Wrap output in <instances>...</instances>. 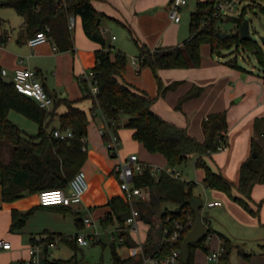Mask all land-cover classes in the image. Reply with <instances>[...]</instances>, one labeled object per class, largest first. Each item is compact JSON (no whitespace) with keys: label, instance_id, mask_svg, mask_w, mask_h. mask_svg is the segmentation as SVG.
<instances>
[{"label":"trees","instance_id":"obj_1","mask_svg":"<svg viewBox=\"0 0 264 264\" xmlns=\"http://www.w3.org/2000/svg\"><path fill=\"white\" fill-rule=\"evenodd\" d=\"M218 0H198L196 10L191 14L190 36L179 46L159 47L152 50L147 44H141L134 31L125 25L139 49L137 57L140 67H149L157 78L159 96L176 89L181 81L164 86L158 76L163 69L198 68L202 64V47L210 45L212 53L224 57L226 51L239 52L240 49L253 53L259 64L264 66V49L255 39L246 40L242 37L241 26L247 20L245 8L238 16H223L217 11ZM0 8H13L26 20L23 35L27 40L44 32L52 38L61 51L73 50L74 36L70 25V18L80 16L84 32L89 39L101 45L96 52V65L92 68L94 79L98 85V92L94 95L87 79L81 83L85 91V98L93 100V108L100 109L111 130L118 135L124 117L127 118L124 127L133 131V139L143 145L152 154L163 155L168 166L180 168L186 165L190 158L198 156L196 166L205 170L204 184L208 188L225 192L230 198L238 202L251 215L260 217L264 199L255 202L252 191L257 183H264V146L253 139L252 155L240 169L238 184L228 180L220 171L214 170L207 158L228 145L227 132L229 130L228 112L209 114L202 123L204 140L192 136L188 129L165 120L153 110L158 99L148 92L136 87L124 79L128 70V57L120 50H113L106 42L102 31V20L106 16L98 11L93 0H0ZM232 24L231 31L223 29V25ZM226 35V36H224ZM5 39V36H4ZM233 69L244 70L239 64L238 57L226 62ZM204 88L194 85L176 106L182 110L184 103L202 95ZM54 106L50 112L41 108L32 98L20 93L13 82L4 80L0 68V185L3 187V200L12 202L20 197V193L28 190L30 194L40 193L43 190L66 188L69 182L82 169L87 161L88 152L84 149V138L88 136L90 123L88 114L82 110L76 101L54 98ZM65 105L67 111L59 114L57 109ZM16 111L38 124V133L30 135L9 119V113ZM58 119L59 129L49 131V127ZM260 119L256 122L258 135L263 136ZM72 130L71 139H59L53 135L55 130ZM120 138V137H119ZM108 141V135L104 136ZM5 143L13 146L9 159H4ZM116 156V154H112ZM135 185L141 188L158 189L161 205L165 201L183 203L195 196V182L177 179L166 172H161L157 178L146 166L142 175H136ZM235 190L239 193L236 195ZM140 211L139 220L144 219L150 225L148 236L143 243L145 255L165 256L172 252L173 246L164 242V229L173 231V221L182 224V238L179 246L188 232L193 228L196 216L189 205H186L178 214H166L162 217L158 212L146 214L151 202L135 203ZM111 211L102 218L104 226L119 223L118 236L123 241L113 242L112 264H144V257H123L118 252L119 247H134L138 243L131 236L126 222L131 214V204L123 197H114L108 205ZM56 207L70 208L69 206H41L54 209ZM32 208L22 212L13 211L11 231L21 230L28 219L37 211ZM67 210V209H66ZM145 210V212H144ZM169 218V220H168ZM208 225V219L203 217ZM212 233H217L222 239L221 264H228L230 254L234 248L233 242L225 234L209 228V235L202 242L191 245V256L188 262L180 264H199L195 261V252L201 248L210 254L207 240ZM47 239L53 240L50 236ZM76 251L78 243L69 240L68 236L61 237ZM250 259V255H244ZM44 264H88L77 258V253L70 259H45Z\"/></svg>","mask_w":264,"mask_h":264},{"label":"crops","instance_id":"obj_2","mask_svg":"<svg viewBox=\"0 0 264 264\" xmlns=\"http://www.w3.org/2000/svg\"><path fill=\"white\" fill-rule=\"evenodd\" d=\"M170 1L93 0V4L106 16L102 20V31L108 45L115 51L124 52L127 56L131 54L124 79L151 96H158L153 105V110L157 114L169 122L187 128L192 136L202 141L205 137L203 120L212 113L228 112L227 149L214 153L212 158H207V161L214 170L220 171L228 180L238 184L241 166L252 155L253 139L259 140L264 146V135L260 136L256 131V122L262 119L260 126L261 131L264 132V74L249 70L244 66H242L244 70L233 69L223 59L218 60L212 56L210 45L211 54L209 55V50L204 45L200 67L158 71V76L162 79L164 86L181 81L176 89L168 91L164 96H159V85L152 70L148 67H140L137 70L133 65V61L138 60L139 49L125 25L134 31L141 44H147L152 50L159 47L182 45L189 38L186 37L188 26L183 25V18L179 23L170 19L168 12ZM75 20V27L72 28L75 45L73 50H59L50 37L46 43L32 48L28 45V40L22 36L26 27L25 18L13 8H0V68L7 70V77L12 79L19 70H37L46 89L54 94V98L76 101L77 105L88 114L90 120L86 141L88 158L82 167L87 173L90 184L89 190L80 202L75 203L69 209L41 208L39 193L30 194L28 190H24L23 192L27 193L20 195L17 200L5 202L2 194L3 187L0 185V241L11 244V249L0 247V264H12L29 259L30 248L35 243V238L53 236L61 239L65 236L83 235L82 233L74 235L68 233L66 226L69 222V213L78 217L76 224L79 228L88 227L83 223V219L87 217L95 222L92 226L95 227L96 220H102L111 211V208L107 206L110 200L114 197H123L114 168L130 155L137 154L142 163L152 168L163 170L169 167L163 155L148 152L141 143L133 139V131L126 127L119 129L121 144L116 156L111 154L101 134V130L107 125V120L100 109L92 110L93 100L85 98L81 83L83 78L87 79V75L96 65V52L101 45L87 37L80 16H76ZM116 31H124L133 46L127 40L119 39L114 33ZM194 85L204 88L202 95L184 103L182 110H176L179 99ZM66 111L65 105L57 109L59 114ZM11 113L12 111L9 113L10 120ZM126 121L127 118L124 117L121 121L123 126ZM59 126V120L54 119L49 131L59 129ZM20 128L30 135L38 133V129L31 133ZM197 158L198 156H193L196 169L194 180L184 179L182 167L177 170L181 173L182 180L197 184L194 191L195 196L203 199L204 208L221 209L223 212L220 219L226 218L224 226L217 227L218 230L213 229L211 221L208 220V227L225 234L228 238L226 232L231 234L229 230L233 226L241 227L243 233L262 234L260 227L264 226V204L258 218L228 198L224 192L208 188L204 184L205 170L196 166ZM160 174L159 171L155 176L159 178ZM65 189L70 192L69 185ZM147 189L146 194L151 205L146 210V214L160 212L161 202L158 197L160 191ZM234 193L239 194L236 190ZM252 198L255 202L264 199V183H257L254 186ZM212 202H219V204L210 207L208 204ZM32 208L38 209L28 219L26 225L21 230L12 232L13 211L25 212ZM203 217H205L204 213ZM114 227L112 240L117 242L114 238L118 235L119 223H114ZM149 229L148 223L139 220L138 231H131V236L138 244H142L147 239ZM95 232L98 233L95 242H99L100 232L97 229L90 235ZM216 235L219 237V246L213 249V252L222 247V239L217 233ZM123 249L127 250L126 254L123 255L118 251L119 254L129 257V247H123ZM53 250L44 251L41 254L42 261L45 259L54 261L56 255ZM196 254L195 252V261H197Z\"/></svg>","mask_w":264,"mask_h":264},{"label":"built area","instance_id":"obj_3","mask_svg":"<svg viewBox=\"0 0 264 264\" xmlns=\"http://www.w3.org/2000/svg\"><path fill=\"white\" fill-rule=\"evenodd\" d=\"M246 0H218L217 1V11L223 16H233L236 15L235 12L240 8V6ZM192 0H171L168 12L169 17L174 22L179 23L183 18L184 9L191 4ZM76 20L75 17L70 18L71 27H75ZM49 37L46 33L41 32L36 36L30 38L27 43L30 47L35 48L43 43L48 41ZM134 67L138 70L140 64L138 60L133 61ZM2 74L7 76V70L3 69ZM87 80L90 85L91 91L94 95L97 94L99 88L97 82L94 79V73L91 71L87 75ZM12 82L15 85V88L22 94L34 99L41 108L45 109L47 112H50L54 106V97L50 95L46 89L40 74L37 70L34 69H25L19 70L12 77ZM101 134L104 137L105 135L109 136L107 146L111 154H116L120 148V138L116 135L111 128L109 127V122L107 121L106 127L101 130ZM53 135L56 138L65 140L73 138L74 134L72 130L68 129L65 131L55 130ZM87 138H84L86 143ZM84 149L87 150V146H84ZM227 146L221 148V150H226ZM144 163L141 162L137 154L130 155L124 162L117 164L114 168V174L117 177L120 188L123 192V198L125 201L131 204V214L127 218V228L130 231H138L140 211L133 205L135 201L139 199H145L144 189L137 187L135 185L136 175H142L144 173L145 167ZM152 173L156 175L159 171L166 172L170 176L181 179V173L175 168H165L159 170L157 168H152ZM70 192L65 188H54L43 190L39 193V200L42 206H69L73 207L75 203L80 202L87 191L89 190V182L87 178V173L81 169L75 177L69 182ZM219 202H212L208 204L210 207L218 205ZM169 220V218H168ZM83 223L92 227L95 225V222L87 217L83 219ZM175 229L173 231L169 228L164 229V242L169 243L173 246L172 252L165 256L160 255H145L143 243L138 244L134 247H129V254L132 257L143 256L144 264H180L181 261V246H179L180 240L182 238L181 229L183 228L182 224L178 221H173ZM98 233L92 235H75L70 236L69 240L76 241L80 246L89 245L90 241L97 240ZM114 241L120 242L123 241V238H120L118 235L114 238ZM0 247L2 249H11L10 242L0 241ZM58 247V238L49 240L44 237L35 238V243L30 248V258L27 260L17 261L12 264H44L42 261L41 254L44 251L49 249H56ZM221 255L222 248L216 252L208 254V264H221Z\"/></svg>","mask_w":264,"mask_h":264},{"label":"rangeland","instance_id":"obj_4","mask_svg":"<svg viewBox=\"0 0 264 264\" xmlns=\"http://www.w3.org/2000/svg\"><path fill=\"white\" fill-rule=\"evenodd\" d=\"M197 3H198V0H192L191 4L187 6L183 11V25L188 26V36L186 37H189L190 35L191 14L196 10ZM244 8L247 12L246 18L248 21H250L251 35L253 39L257 40L259 44L262 46V48L264 49V43L262 42V38L264 37V0H246L240 6V8H238V10L235 12L236 14L235 16H238ZM231 28H232V24L223 25V29L227 30L228 32L231 31ZM114 33L117 37H119V39L123 41L127 40L133 46V43H131L130 39L126 37L124 31H116ZM205 48L209 50V55H210L211 51H210L209 45H206ZM224 53H225L224 57H219L218 55H215L213 53H212L213 54L212 56L216 57V59L218 60L221 58L224 60V62H227L237 56L238 62L241 66H244L249 70H254L257 73L264 74V66L259 64L256 56L253 53L248 52L247 50H242V49H240V51L236 53L233 52V50L232 52L226 51ZM127 57H128V60H130L131 54H128ZM156 81H157V78H156ZM11 114H12L11 120L15 122L16 124H18L20 127L26 129L28 132H31V133L32 131L33 132L37 131L38 124L32 121L31 119L27 118L26 116L16 111H12ZM121 128H124V126L122 125ZM12 150H13V146L10 145L9 143H5L4 159L6 161L9 159ZM193 162L194 161L192 157L189 159L188 163L181 168V170L183 171V176L185 180H194L196 177V169L194 167ZM143 189H144L146 198L140 199V200L144 203V202H148L149 199L146 194V190H148L147 187ZM228 198L230 197L228 196ZM230 199L234 201L232 198ZM135 203H133V205H135ZM241 207L244 209L243 206ZM203 213H204L205 218L211 221L213 229L218 230L217 227L222 228L224 226V223H225L224 220L226 218L220 219V217L223 216L222 214L223 212L221 211V209L204 208ZM68 218H69V222L67 223L66 227L68 228V233H71L70 235H74L76 233H82L83 235L88 236L91 233H93L95 229H97L100 232V236H99L100 241L99 242L90 241L89 245L87 246L78 245V250L76 251L66 241H63L62 239H58V247L53 250L56 255L55 256L56 259H65V260L70 259L77 253V258L79 260H83L84 262L88 264H112L113 258H112L111 244L113 243L112 231L115 229L114 224H111L106 227L102 224L101 220L98 219L96 220L95 227H89V228L86 227L84 229H81L76 224V220L78 218L77 216H75L73 213H69ZM142 220L145 221L144 219ZM116 223L118 222L116 221ZM143 229L144 228H142V230ZM260 230L262 234H257V233L247 234L241 231V227L233 226V228L232 229L230 228L229 230L231 231V234L226 232V234L229 236L230 240L234 244V248L230 254L228 264H264V226L260 227ZM207 245L210 246V249H211L210 253L213 252V249L218 248L219 237L216 235V233H212L209 236L207 240ZM118 251L123 255L126 254L127 252V250L119 246H118ZM196 253H197L196 254L197 263L208 264L207 257H206L208 254L206 252H204L201 248H198L196 250ZM244 255H250L251 257L250 259H248L244 257Z\"/></svg>","mask_w":264,"mask_h":264},{"label":"water","instance_id":"obj_5","mask_svg":"<svg viewBox=\"0 0 264 264\" xmlns=\"http://www.w3.org/2000/svg\"><path fill=\"white\" fill-rule=\"evenodd\" d=\"M241 34L242 37L246 40L253 39L250 30V21L245 20L243 25L241 26ZM226 36V35H224ZM262 42L264 43V37L262 38ZM4 80L7 83H11L12 80L10 77L4 76ZM50 95L54 97V94L50 92ZM27 192H23L20 195H25ZM189 205L193 212L195 213L196 220L193 228L188 232L185 236L182 245H181V262L186 263L189 261L191 256V245L195 243L202 242L209 235V227L204 222L202 210L204 208V201L199 196H194L193 198L187 200L183 203H175L172 201H165L161 205V210L159 212V216L162 217L166 214H178L183 208Z\"/></svg>","mask_w":264,"mask_h":264}]
</instances>
